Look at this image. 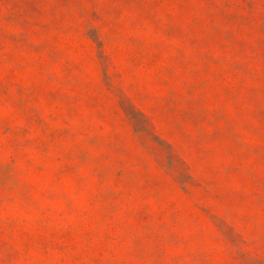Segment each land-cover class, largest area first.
Wrapping results in <instances>:
<instances>
[{
    "label": "rangeland",
    "instance_id": "1",
    "mask_svg": "<svg viewBox=\"0 0 264 264\" xmlns=\"http://www.w3.org/2000/svg\"><path fill=\"white\" fill-rule=\"evenodd\" d=\"M0 264H264V0H0Z\"/></svg>",
    "mask_w": 264,
    "mask_h": 264
}]
</instances>
